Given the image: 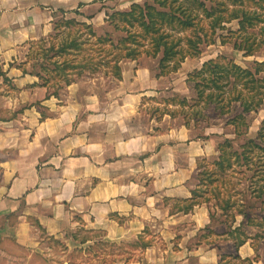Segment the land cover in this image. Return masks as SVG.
<instances>
[{
    "label": "crops",
    "instance_id": "obj_1",
    "mask_svg": "<svg viewBox=\"0 0 264 264\" xmlns=\"http://www.w3.org/2000/svg\"><path fill=\"white\" fill-rule=\"evenodd\" d=\"M145 1L0 0V264H67L56 244L101 241L128 249L113 264L257 258L252 242L237 248L217 232L209 205L190 209L201 162L218 159L224 137L201 136L176 114L169 79L181 69L161 76L159 59L143 56L121 62V78L58 83L23 60L67 22L105 36L112 14Z\"/></svg>",
    "mask_w": 264,
    "mask_h": 264
},
{
    "label": "trees",
    "instance_id": "obj_2",
    "mask_svg": "<svg viewBox=\"0 0 264 264\" xmlns=\"http://www.w3.org/2000/svg\"><path fill=\"white\" fill-rule=\"evenodd\" d=\"M209 2L211 5H208ZM201 16L209 19V28H197L196 22ZM113 32L126 34L118 43L112 40V34L98 37L94 29L75 21L67 22L70 26H83L88 28L89 36L107 39L113 49L128 45L126 54L117 59L110 60L103 56V65L110 67L112 74L121 78L119 64L125 60H138L143 56L159 59L160 75H169L178 72L187 58H196L202 54L203 46L216 45L213 36L218 31H226L220 36L222 46H232L235 51L244 54V57H253L264 51V0H146L144 4H134L128 11L115 12L109 17ZM236 24L237 29H229L228 25ZM139 29V32H133ZM110 49V48H108ZM64 49L58 48L56 54L51 56L47 63L55 65L59 71L68 69L67 64H60L54 60ZM99 51H105L102 48ZM66 56V55H65ZM71 57V56H67ZM57 72V73H60ZM264 62L256 61L251 68H244L233 59L219 56L202 65L195 72L189 74L188 82L192 83L196 97L189 101L181 98L177 104L182 110L186 126L190 122L197 123L205 118L204 111L212 110L217 118L229 116L234 112V105L239 104L241 112L232 116L227 125L234 128V134L241 137L250 129L248 116L264 105ZM173 98L170 102L175 103ZM241 151L234 152V142L226 139L219 144V157L213 163L211 171L204 172L202 183L210 181L214 184L211 192L217 193L220 184L227 182L226 177L235 171V167L247 166L246 172H241L243 178L252 183L264 181V123L255 139H247L240 147ZM250 176L246 178L247 173ZM251 172V173H250ZM258 178V179H257ZM193 192L189 201L190 209L196 205L209 202L199 201L200 188ZM216 187V188H215ZM257 198L264 197V184L255 188ZM219 196V194H217ZM230 199L224 200L220 207L224 212L231 209ZM240 215L247 218L244 212ZM246 240H238L239 248ZM224 260V258H223ZM258 260H245L244 264H253Z\"/></svg>",
    "mask_w": 264,
    "mask_h": 264
},
{
    "label": "rangeland",
    "instance_id": "obj_3",
    "mask_svg": "<svg viewBox=\"0 0 264 264\" xmlns=\"http://www.w3.org/2000/svg\"><path fill=\"white\" fill-rule=\"evenodd\" d=\"M207 3L211 5L209 2ZM90 11H92V9H90ZM196 22H199L197 28H209L210 20L203 16L197 19ZM227 28L236 30L237 25L231 24L228 25ZM88 31L87 27L73 26L70 30L67 29L64 33H60L59 37L54 40H49V42L42 41L35 44L28 55L24 54L22 56L23 60L25 59L24 61L26 64L30 63L31 65H35L36 71L42 72L45 76L54 79L58 83L61 80L69 83L78 76L107 74L111 71L110 67H108L107 64L106 66L103 65V62H99V60H103V56L110 58L111 61L117 59L126 54L125 48L129 46L125 44L119 46V50L117 51L110 46L107 39H99V41H96L95 38L89 36ZM139 31V29L133 30V32L136 33ZM226 33V31H218L213 36V39L217 41L216 45L203 46L200 56L196 58H187L180 72H175L176 74L169 79L170 83L176 82L180 91L179 94L173 97L176 100L175 103H177V101L180 102L179 100L181 98H187L191 101L196 97L193 90L194 85L188 82V76L201 68L204 63L212 59H217L219 56H226L229 59H233L244 68H251L256 61L264 62V51L253 57H244L243 53L235 51L232 46H222L219 38ZM110 34H112V40L116 43L126 36V34H114V32ZM58 48L64 49L67 52L61 51L60 55H56L54 59L59 61L60 64H67L68 69L65 68L61 72L55 65L51 63L46 64L47 60L56 54ZM102 48H106V52L99 51ZM67 56L71 57L67 58ZM261 76L264 78V73ZM234 108L232 114L223 118H217L212 110L204 111L205 118L200 119L197 123L191 121V128L195 133L199 132L201 136L207 132L208 129L210 130L212 128L210 132H215L217 137L220 136L219 134H222V137H224L221 144L224 143L226 139H230L234 142L233 151L240 152L241 145H243L247 139H255L258 136L261 126L264 123V105L248 116L250 129L247 134L241 137H237L234 134V128L227 125L228 120L232 116L241 112L239 104H235ZM182 109L183 108H180V110ZM181 113H179V115ZM218 155H220V153H218ZM218 155L215 158H217ZM215 160L211 157L210 160L203 159L201 162L199 180L201 198L199 201L209 199V202L204 204L209 205L216 213L218 212L215 216V226L218 233L227 232L232 237L237 238V240H248L252 242L254 246L257 247V257L261 259L264 257V197L259 199L253 192L255 188H261L264 181L260 180L257 184L252 183V189L250 190L249 186H251V182L246 180L245 177L243 178L244 174L241 173L246 172L247 166L243 165L242 168L237 166L235 167V171L230 173L229 177H226L227 182L225 184L219 183L217 193L211 192L214 184H209L210 181L204 183L201 181L205 179L203 173L213 169ZM246 176V178L250 176L249 172ZM217 194H219V196H217ZM227 199H230L232 208L224 212L220 207L223 201ZM239 212H244L247 218L244 219ZM100 238L101 236H98L97 239ZM76 239L80 240L78 237ZM127 250L128 249L125 247L110 245L103 241L90 248L80 247L78 245L64 246L62 244H56L55 246V252L58 253V255L67 257V264H113V261L117 262L119 259H125ZM58 264H63V261H59Z\"/></svg>",
    "mask_w": 264,
    "mask_h": 264
}]
</instances>
